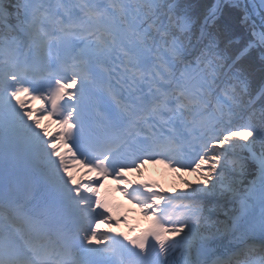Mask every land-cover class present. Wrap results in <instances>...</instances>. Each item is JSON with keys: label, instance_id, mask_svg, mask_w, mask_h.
<instances>
[{"label": "rangeland", "instance_id": "374dc122", "mask_svg": "<svg viewBox=\"0 0 264 264\" xmlns=\"http://www.w3.org/2000/svg\"><path fill=\"white\" fill-rule=\"evenodd\" d=\"M131 2L132 1L130 0H106V5L103 11L90 18L95 23V26L89 34L91 37L90 48L93 52L105 53V51L108 52L114 47L113 39L115 38V32L107 26H100V21L104 19L111 20L122 29L121 37L130 41L134 52L141 50L145 53L144 55L146 59L150 60L148 68L149 71H155L160 74L159 82L161 83V86L172 83V85H176V88L178 89H176V91L181 93L179 96L182 95L190 100L200 99L201 94L199 90L209 89L206 88L203 78L196 76V73H193L189 70V68H186L185 71L179 75L171 74V68L174 61L179 60L177 58L181 55V48H179L178 44L174 40H170L166 46H163L165 49H157L156 47L151 48L147 42L149 39H141L139 35L146 30V27L141 23V16H139L138 12L135 11L136 9L132 6ZM222 2H225V0H222ZM16 24L19 25L20 23L18 22ZM121 49L125 50L124 47ZM162 53H164V56H161ZM127 55H129L128 58H126ZM121 58H123L122 60L124 63L122 64V67L126 73L131 72L132 75L138 73L137 59L133 56L132 51H123ZM165 58L169 61H166ZM80 60L81 59L76 56L72 64L75 65L74 63H78ZM2 65L3 61L0 62V76L5 68ZM2 88L3 85L1 84L0 107L6 105L7 102L16 99L19 96L25 97L28 103L19 104L16 113L17 121L15 119H10L6 124L0 120V138L3 137L12 126L17 127L20 130L19 132L22 133L21 136L17 138L18 142L23 144L34 143L37 145L38 155L33 159L36 162L41 160L43 161V167L47 169V172L50 175L55 176L54 181L56 183L64 184L66 183V178H69L70 183H67L66 185L71 192H75L76 189L74 188V184H77V182L82 184L78 185L80 186V190H85L82 187H84V182H88L89 179V172L87 169L85 168L84 171H81V164L75 162L68 151H65L67 156L65 165L60 163V152L63 147L58 145V139H61V134H54L48 138L47 142L44 140L45 134L50 132V130H53L55 124L49 120L40 118L41 116L39 115L33 116V114L31 115L27 113V111H29L27 108L35 105V101L33 99H29L24 88L19 87L17 92H14L13 95H10L9 91L4 93ZM176 99H179V97L176 96L175 98L168 95L162 99V102L164 101L165 103H169V101H177ZM177 103L173 106L169 119L174 121L177 120L180 124L183 123L186 118H189L192 121L191 123L186 124V126H183L182 129L185 135L184 147L186 148V151L187 149L192 150L194 146L200 147L198 150V156L190 163H186L185 160L181 161L177 159V155L175 153L176 149L172 148V145L165 147L161 155H158L159 159L157 161L151 162L145 158L136 164L132 170L126 171L127 178L125 179L123 186L125 187L128 184H132L135 178L141 174L140 169L146 168L148 165L153 174L158 175L159 180L155 183V185L148 186V194H150L148 200L143 201L140 198L135 199V213H139L140 219L143 220L145 215L151 212L157 205L156 203L169 202L173 204L176 209L179 208L181 210V213L173 218L171 223L172 228H170L171 237L181 239L182 243L186 247L187 244L190 245L194 238L213 239L214 237H224V234H226L228 229L231 227V222H233V220L241 213L240 210L242 206L239 201V196L246 191V186L253 182L255 183V177L258 175L256 159L261 161V170H264V154H262L261 151L253 152L249 145L242 142V146L248 156V159L255 164L256 169L252 179L242 185V192L235 190V188H229L231 191H228L227 194H225L223 190L226 189L227 177H232L235 184H239L242 179H240L241 173L239 170L225 168L223 165V159L227 153V148L222 140L213 142L218 138L214 131L209 129L207 131V137L199 136L201 132L198 131V122L212 117L213 113H210L208 117L201 119V117H197L198 111L195 109H187L185 113H181V107ZM159 105V103L155 104L152 107V110H155V108ZM203 125L207 126L206 124ZM168 145L169 143H166V146ZM43 156L49 158V161L45 162V158L42 159ZM200 156L206 158L205 162L200 160ZM232 156L233 159H235L236 156H239V154L234 153ZM207 162L211 164V169H209L210 167H208ZM168 176L177 178L179 185L171 188L170 186L167 187V185L164 186L165 180ZM167 188H170V191H168ZM189 198H205L216 201H220L222 199L233 200L236 201L237 207L234 211V216L230 217L229 222L226 216H223L221 226H216L212 229L209 228L208 231L210 235H201L198 228L190 222V217L193 216V214H191L183 203H180L181 199ZM72 201L73 207L76 208H83L87 203L85 199L81 198H73ZM103 222L104 221L102 220L101 223ZM185 222H187V225H184ZM93 227L97 231H101V228L98 225H94ZM244 261L242 260V262ZM242 262L237 264H243ZM66 264H77V262L76 259L73 258Z\"/></svg>", "mask_w": 264, "mask_h": 264}, {"label": "trees", "instance_id": "16d2710c", "mask_svg": "<svg viewBox=\"0 0 264 264\" xmlns=\"http://www.w3.org/2000/svg\"><path fill=\"white\" fill-rule=\"evenodd\" d=\"M172 1L132 0V4L142 17L146 27L142 35L149 39V44L160 25L153 46L164 48L170 40H174L186 52L196 41L199 24L214 0H176L168 9ZM16 2L0 1L10 22L14 20ZM217 13L208 23L194 54L181 64L183 66L178 68V72H182L184 67L198 72L212 91H201L202 103L186 101L183 111L197 106L201 116L213 113L205 122H200L202 135L207 136L206 132L211 128L218 136L213 142L222 140L227 148L223 165L241 173L242 181L239 184H235L232 177L226 178V189L223 191L227 194L231 191L229 188L242 192V185L252 179L256 169L255 164L248 159L242 142L249 145L253 152L261 151L264 154V41L258 42L254 38L252 31L256 27L246 18L241 1L225 0ZM0 31L7 33L2 28ZM215 91L225 95L229 101L227 107L215 101ZM182 102H185L184 99ZM234 153L239 154L235 159L232 156ZM207 165L211 169V164L207 162ZM166 182L167 186L179 185L178 179L173 177H169ZM184 202L196 215L192 221L203 235H210L209 228L221 226L223 216L229 222L237 207L236 201L225 199L216 201L200 198ZM247 254L252 257L245 259L247 262L264 264V253L260 249L247 248L236 257L242 260Z\"/></svg>", "mask_w": 264, "mask_h": 264}, {"label": "bare ground", "instance_id": "6f19581e", "mask_svg": "<svg viewBox=\"0 0 264 264\" xmlns=\"http://www.w3.org/2000/svg\"><path fill=\"white\" fill-rule=\"evenodd\" d=\"M47 4L50 5L52 2L55 3L53 0H46ZM83 6L86 5L85 7H94L96 8L100 0H97L93 2L92 0H82ZM79 3V2H78ZM77 3V0H66V2L62 5L61 3L56 5V9H58V13H63V19H67L68 14L70 13V10L73 8H76L74 10L77 13L78 17H81L82 20L80 24L76 25V29L78 30V36L76 38V41L79 42L78 47L76 51L74 52V56H78L82 58L81 61L78 62V64L75 63L74 69L71 70L70 76L72 77L71 80H65L63 83V87L65 90V95L63 96L64 98V103L66 107H70L71 103L74 102L75 97H73V94L75 92V80L76 79H83L84 76L80 75V69L83 67L85 64V60L91 59V60H102L103 62H108L109 68L111 72L113 73L114 76V82L113 85H118L123 84L125 91L124 94H128L130 91H135L138 92L141 87L146 86L148 90H146V93L148 95H151V93L155 95H162L163 92V86H161L160 81V74L156 73L155 71H149V66L147 61H145V53L141 50H138L134 52L132 49V45L130 44V41H127L126 39H123L121 37L122 29L114 24L111 20H102L100 21V26H107L110 29H112L115 32V38L113 39V50L116 51V53H111V52H106L105 53H96L93 52V50L90 48V43H91V37L89 34L91 33V30L95 26V23L93 22L92 19L88 18V15L85 13H81L82 4L79 6ZM60 6H62L60 8ZM91 9V8H90ZM77 17V18H78ZM49 45L44 46L41 45L39 50L42 52L43 55L47 54L46 57H49L51 52L53 53V48L55 46V42L49 41ZM124 47L125 50L132 51L133 56L137 59V65H138V73L132 75L131 72L126 73L122 67L123 58H121V54L123 51L121 48ZM37 48V47H36ZM35 48V49H36ZM126 57V56H125ZM129 55H127L126 58H128ZM79 65V66H78ZM21 86L20 82H16L13 77L8 74V77H6L5 80V86L4 87H12L14 90L12 92H16L19 87ZM10 92V95H13V93ZM30 98V97H29ZM23 103H28L27 99L25 97H18L14 100H11L7 102L6 105L0 107V120L4 123H8V120L10 119H16V113L19 107V104ZM33 110V116L34 115H39L41 116L40 118H43L45 120H48V118L45 116L46 109L44 105L38 104L35 107L31 108ZM166 110V108H163ZM163 109H159L160 111ZM169 115V114H168ZM143 119L141 120V126H147L150 127L151 129H154V134L157 138H159L161 141H165L168 137L170 138H177L181 139L179 136L180 132L178 129H174L172 127V123H174L173 120L168 121L167 119L164 120L162 119L158 112L144 115ZM170 116V115H169ZM50 121V120H49ZM163 121V123H161ZM20 122V120H19ZM62 126H64L66 123H70L69 120L64 118V121H59ZM21 123V122H20ZM58 122H55V126L53 130H50L47 134L44 136V140L47 142L48 138L53 136L54 134H57L60 132L62 134V140L58 139V145L62 146V151L60 152V163L62 165H65V162L67 161V156L65 151H67V147L65 145V131L64 128L60 129L57 126ZM60 126V124H59ZM59 129V130H58ZM20 130L12 126L6 134L0 138V161L4 162L8 168H21V167H32V166H40V162L34 161V157L38 155V147L34 143H28V144H23L19 143L17 138L21 136L22 133L19 132ZM177 149H176V155L177 159L183 161L184 155H182V152L179 150L181 147V143L178 141L176 143ZM182 148V147H181ZM256 164L258 167V175L255 177V183H251L248 186H246V191L239 196V201L241 203V210L240 214L231 222V229L242 227L246 225L247 223L251 224H257L260 223L258 220H261L264 217V170H261V161L259 159H256ZM148 166V165H147ZM81 171H84L85 167L81 165ZM141 174L135 178V180L132 182V184H128L125 187L123 186V183L125 179L127 178L126 173L121 171L117 172V175H115V188L118 191V195L121 196L122 199H125L129 202L130 208H134V200L136 196H141V197H146L148 196L146 188H143L144 185L149 183L150 185H155L156 176L153 174L152 171H150L147 167V169L143 168L140 169ZM93 177H98V174L92 173ZM43 176L45 180L53 187H56L59 189L61 192H64L68 197L70 198H81L85 199L87 204L92 207L90 213L84 212L83 208L78 207L75 211L80 212L83 214V216L88 219L82 228V235H83V241L84 247L89 249V250H94L99 253H107L109 254V250L106 245V241L104 240V235L102 232L97 231L94 227L93 224L90 222V219H94V211H93V206L96 202V194H98V190L102 186L100 181L102 179L96 178V183L95 181L88 180V182H84L82 187L85 190H80V186L82 185L81 183L77 182V184H74V188L76 189L75 192H71L66 185L67 183H70V179L66 178V183L64 184H58L56 183L55 176H52L46 172L43 173ZM98 187H97V185ZM94 193L95 197L90 199L91 193ZM161 205L155 206L154 208H160ZM9 208V207H8ZM10 210V208H9ZM153 212V211H152ZM151 212V213H152ZM173 213L176 215H179L181 213V210L174 209ZM1 214H7V211L3 207L0 208V215ZM123 220L119 223V226L117 228L121 229L123 232H127L128 236H133L135 233L140 231L141 226L144 225L145 219L141 220L139 213H130V211L125 212L123 215ZM15 218V217H13ZM17 219V218H16ZM108 223V221H106ZM172 224L170 221L166 223L165 226H167V230L172 228ZM105 228V227H104ZM228 229V230H229ZM263 237H264V224H263V229L262 232ZM227 235H224L223 238H219L217 240H222L226 237ZM176 243L179 244L180 248H184V244L182 243L181 239H176L174 238ZM215 240V241H217ZM214 239H207V238H194V240L189 244H187L186 248L187 250L191 251V246L196 245L198 247H212L213 243L215 242ZM262 241V240H261ZM36 244L38 242H35ZM40 244V243H39ZM42 245V244H41ZM44 245H47L45 243ZM35 246V245H34ZM248 246V245H247ZM245 246V247H247ZM31 247V244L29 245ZM48 245L46 246V248ZM45 248V247H43ZM256 249H261V246H258ZM38 252L41 251L40 248L37 249ZM46 251V250H42ZM55 251V250H54ZM253 251V250H252ZM47 252L42 255H40L35 263L32 264H66L64 262L63 256L60 253H50L47 254ZM237 255H240V252L236 251ZM101 255V254H99ZM243 258V257H242Z\"/></svg>", "mask_w": 264, "mask_h": 264}, {"label": "water", "instance_id": "95a60500", "mask_svg": "<svg viewBox=\"0 0 264 264\" xmlns=\"http://www.w3.org/2000/svg\"><path fill=\"white\" fill-rule=\"evenodd\" d=\"M241 1V7L246 17L249 18L256 25L257 37L259 38L261 36L264 39V0ZM217 5L218 3L216 2L212 10H214Z\"/></svg>", "mask_w": 264, "mask_h": 264}]
</instances>
